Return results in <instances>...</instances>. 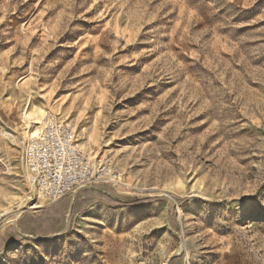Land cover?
<instances>
[{"label": "rangeland", "instance_id": "obj_1", "mask_svg": "<svg viewBox=\"0 0 264 264\" xmlns=\"http://www.w3.org/2000/svg\"><path fill=\"white\" fill-rule=\"evenodd\" d=\"M48 114L121 184L39 199ZM0 264H264V0H0Z\"/></svg>", "mask_w": 264, "mask_h": 264}, {"label": "built area", "instance_id": "obj_2", "mask_svg": "<svg viewBox=\"0 0 264 264\" xmlns=\"http://www.w3.org/2000/svg\"><path fill=\"white\" fill-rule=\"evenodd\" d=\"M26 181L37 197L54 204L94 184L115 187L122 173L107 157L91 160L78 142L71 122L46 115L38 132L25 140Z\"/></svg>", "mask_w": 264, "mask_h": 264}, {"label": "bare ground", "instance_id": "obj_3", "mask_svg": "<svg viewBox=\"0 0 264 264\" xmlns=\"http://www.w3.org/2000/svg\"><path fill=\"white\" fill-rule=\"evenodd\" d=\"M35 133V132H34ZM33 207H35V206H33Z\"/></svg>", "mask_w": 264, "mask_h": 264}]
</instances>
